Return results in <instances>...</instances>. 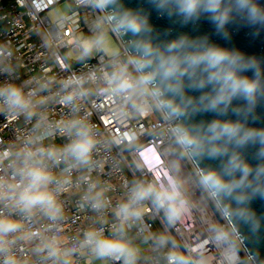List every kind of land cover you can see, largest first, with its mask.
Returning a JSON list of instances; mask_svg holds the SVG:
<instances>
[{"label":"clouds","instance_id":"clouds-1","mask_svg":"<svg viewBox=\"0 0 264 264\" xmlns=\"http://www.w3.org/2000/svg\"><path fill=\"white\" fill-rule=\"evenodd\" d=\"M147 3L226 43L264 32L261 0ZM22 7L44 67L21 79L0 30V117L19 129L0 136V264H264L249 247L264 239V57L160 32L125 0Z\"/></svg>","mask_w":264,"mask_h":264},{"label":"built area","instance_id":"built-area-1","mask_svg":"<svg viewBox=\"0 0 264 264\" xmlns=\"http://www.w3.org/2000/svg\"><path fill=\"white\" fill-rule=\"evenodd\" d=\"M22 3L23 0H0V17H6V19L0 20V30H3L6 26L12 27V32L7 38L21 45V79H26L44 67V49L40 46V39L35 34L41 28V25L34 18L24 14L25 10ZM56 71L59 72L60 70L57 69ZM0 79H3V77H0ZM61 114L62 110L58 108L56 115L60 116ZM94 119L99 120V115L94 114ZM0 122L3 124L2 129H0L2 138L11 139L15 134H18V125L12 122H4L2 117H0ZM71 199H74V197ZM85 222L83 216L75 215L69 222L68 230L74 231ZM156 226H158V222Z\"/></svg>","mask_w":264,"mask_h":264},{"label":"water","instance_id":"water-1","mask_svg":"<svg viewBox=\"0 0 264 264\" xmlns=\"http://www.w3.org/2000/svg\"><path fill=\"white\" fill-rule=\"evenodd\" d=\"M125 3L129 7L136 8L142 6L145 8V10L150 11L151 22L160 32H163L165 29L172 28L173 36L180 32H187L193 36L207 33L210 34V38L218 44L227 47H236L249 55L264 57V32H261L260 36L258 37H253L252 35H250L251 30L248 28H240L239 30L233 28L231 42L226 43L224 40L220 39L214 34V30L211 24L206 20H202L199 23L198 28L196 30H193V27L191 25L181 27L177 24H173L172 21L167 17L158 16V14L153 9H151L150 5H148L147 0H125ZM261 3H264V0H261ZM262 115H264V112H262ZM204 118L211 117L206 116ZM205 163L209 162L206 161ZM252 206L258 214H264V201L256 200L253 202ZM249 247L259 248L260 255L262 258H264V239H262L259 244H250Z\"/></svg>","mask_w":264,"mask_h":264}]
</instances>
